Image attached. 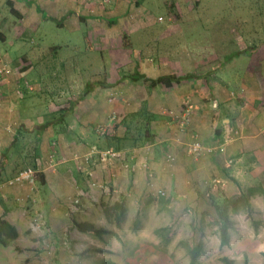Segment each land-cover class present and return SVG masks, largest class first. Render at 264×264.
<instances>
[{
  "label": "crops",
  "instance_id": "crops-1",
  "mask_svg": "<svg viewBox=\"0 0 264 264\" xmlns=\"http://www.w3.org/2000/svg\"><path fill=\"white\" fill-rule=\"evenodd\" d=\"M7 1L0 0V50L6 54L12 73L0 82V162L4 153L12 150L16 140L26 145L25 152L36 146L38 166L32 168L43 173V183H38L36 173L33 183L0 184V215L6 211L5 219L16 227L19 234L16 210L22 216L29 213L33 222L25 229L27 233L35 232L39 242H43L41 237L47 232L59 229L65 212L70 229H74L71 219H77L114 233L102 238L94 237L98 243L93 241L94 244L87 245L80 243L70 232V250L63 246L51 249L45 239V245L30 247L32 250L27 253L50 254L54 256L51 264H59L60 261L64 264H106L107 261L139 264L140 257L143 264L151 261L167 264L174 261L173 256L179 251L184 252L179 240L183 237L182 226L189 222L192 224L190 240L197 238L203 243L202 254L209 253L212 247H219L217 226L212 230L207 227L208 219L216 218L213 199L230 198L248 189L264 191V88L251 75L255 68L251 64L243 66V78L238 74L242 78L241 92L228 96V91L221 84L225 82L219 79L221 73L228 71L226 63L215 60L208 71L212 72L208 78L204 77V71L178 74L181 67L169 63L167 51L160 55L159 50H150L154 46L161 47L160 41L167 36L166 29L155 32L153 41L148 37L144 43L140 42L139 33H145L147 28L151 30L156 20L151 14H148L150 19H144L145 13L139 8L134 9L131 1L9 0L18 16L10 13ZM103 1H109L112 7H102ZM69 14L68 27L82 32L84 25L91 30L103 39L106 47L114 50L112 52L117 55L119 64L133 66L131 74L135 76L110 77L104 68L91 69L94 74L103 72L102 80L98 85H88L85 92L75 91L76 86H70V93L61 92L70 94L65 120L54 122L48 120V113L57 111L55 103L48 101L45 111L37 109L36 94L40 93L41 86L38 80L45 71L38 56L45 49L34 45L33 34L47 21L65 26L64 18ZM8 22L10 25H6ZM28 42L32 46L16 47ZM123 42L124 47L131 48L132 55L124 53L127 51ZM255 46L263 49L256 52L255 48L254 53H264V45ZM12 49L17 51L12 52ZM77 65H70V73H80ZM176 67L178 71L174 70ZM236 67L239 66L233 68ZM231 72L223 75L226 82L233 77ZM215 73H219L218 78ZM142 75L149 79L176 75L184 80L171 88L157 85L148 89L141 81ZM160 86L164 89H159ZM155 90H160L163 97ZM111 92L119 95L113 103L108 101ZM122 94H126L128 99L122 98ZM169 94H172L171 98L167 97ZM50 97L54 98V95ZM123 102H127L126 105ZM186 102L192 107V119L182 129L175 117L179 116ZM210 102L212 108L207 105ZM143 103L153 115L154 109L162 105L163 109L167 107V111L173 112L171 115L162 110L167 117L165 119L157 120L154 116L151 124L154 143L120 150L118 155L109 157L107 161H101L99 154L83 159L93 149L103 151L109 146L106 139L95 133V126L106 124L114 111L119 114L134 112ZM126 107L131 109L124 111ZM121 132L118 126L115 135ZM26 138L30 144L24 142ZM194 140L203 147L213 148V151L190 154L188 147ZM168 155L173 160L168 161ZM49 162H53L50 167ZM72 172L76 173L77 179L72 177ZM67 174L70 177H65ZM159 192L164 195H158ZM115 203H124L126 208L125 220L120 227L109 226L102 212V205ZM250 203L254 218L261 222V226L257 233L249 231L250 223L244 214H229L233 228L229 231V245L224 248L233 257L264 254V195L257 192ZM84 216L89 220H83ZM130 217L132 220L129 222ZM134 223L137 226L134 227ZM165 227L169 229L159 232ZM189 236L185 237L186 240ZM255 237L257 240L249 243ZM90 248L105 252L94 253L89 251ZM61 255L70 256V261L66 262Z\"/></svg>",
  "mask_w": 264,
  "mask_h": 264
},
{
  "label": "rangeland",
  "instance_id": "rangeland-1",
  "mask_svg": "<svg viewBox=\"0 0 264 264\" xmlns=\"http://www.w3.org/2000/svg\"><path fill=\"white\" fill-rule=\"evenodd\" d=\"M124 1H131L134 9L139 8L141 12H144V19H150L148 14H151L153 19L156 20L151 30L147 28L145 33H139L141 36L139 38L140 42L144 43L148 40V37H154L155 32L166 29L167 36L160 41L161 47L154 46L151 47L150 50H159L160 55L164 51H167L169 63L173 66L179 65L181 67L180 71H178L177 67L174 68L175 71H178V74L189 75L193 74V72L197 73L204 71L206 72L204 77L208 78L212 73H208V71H210V67L215 60H217V62L221 61L223 64L226 63V65H229L228 71L221 73L219 79L225 82L221 84L226 88L228 96H230V94L234 95L241 92L243 66L251 64L252 67L255 68L252 69L251 75L257 79L261 88H264V53H254V49L256 48L255 45H264V0H138V3L137 0ZM103 2L105 4L102 7L106 9L112 7L109 1L107 3L105 1ZM10 18H12L11 15ZM64 20H66V22L69 20L68 22L70 23V14L68 17L66 16ZM67 23H65V26H59L56 22L47 21L33 34L35 38L34 45H39L45 49V52L38 56L45 69V71L40 74L38 80L41 85L40 93L36 94L37 102L39 103L37 108L38 111H45V109L48 108V101L55 103L57 107L60 102L68 104L67 97H69L70 94L66 95L61 92L70 93V86H76L77 89L75 91L85 92L84 90L88 85H98L99 81L102 80L104 76L102 75L103 72L94 74L91 69L103 70L104 68L106 69L105 72L108 73L110 77L133 75L131 74V72H133V66L131 64L130 66L125 65L126 63L122 65L119 64L120 62L116 60L117 55L112 52L114 50L106 47L103 39L98 38L84 25L82 27V32H80L79 30H72L68 27L69 23ZM6 25H10V23L8 22ZM177 27H179L180 30H177ZM250 41H252L251 44H249ZM112 44L114 46V43ZM55 45H59L61 48L56 51L51 50V47ZM1 46L5 48V45L1 44ZM27 46H32V44L28 42V44L24 43L16 47H22L24 49ZM124 46L125 43L123 42V47ZM141 46L142 44L139 45V47ZM124 48L127 51L124 53L129 56L132 55V51H129L131 48ZM260 48L263 49V47L256 48V52ZM13 50L17 51V49H12V52ZM143 50L145 51L146 48ZM18 52H21V50H18ZM243 53L244 55L242 56ZM123 57L124 61H126V56L123 55ZM72 63L78 64L77 66H79L80 73H70V65H72ZM235 65L239 67L233 68ZM230 72L233 74V77L230 81L226 82L223 75H229ZM215 74L216 77L219 76V73ZM238 74L241 75L242 78H240ZM188 75H185V77ZM141 81L146 84L143 79H141ZM158 88L164 89L162 86ZM155 91L163 97V93L160 90ZM50 95H54V98H51ZM170 96H172V94H169L167 97ZM79 97L82 96L79 95ZM116 97L118 99L119 95L116 94ZM122 98L128 99L126 94H122ZM126 103L127 102H123L122 104L126 105ZM210 104L211 102L207 105L209 108H212ZM183 105L179 116L175 118L180 117L183 111H185ZM187 106L190 115H187L186 124L182 129L186 127L187 123L189 124L192 119V107L190 104L188 105V103ZM162 107L163 105L157 106V108L154 109V116H156L157 120L167 118L166 115L162 113V110L167 111L168 109L167 107L166 109ZM129 109L131 108L126 107L124 111H129ZM167 112L173 115L172 110ZM112 114L116 115L115 122H117L125 113L119 114L114 111ZM48 116V120H50L51 113H48ZM107 134L108 133L100 137L104 139ZM24 142L30 144L28 138H26ZM65 177H70V174L65 175ZM72 177L77 179L76 173L72 172ZM29 201L31 202V198ZM19 212L20 211L17 209L16 225L20 232L19 238L9 247L0 246V264H51V258L54 256L50 254L41 256L34 253H21L15 250V246L31 247L33 249L34 247L36 248V245H45L47 242L51 249L57 246H63L70 250V232L72 236L82 244L87 243V245H90L98 243L96 242L98 240L97 238L70 229L69 218L66 216L67 212H65L64 217L61 218L62 224L59 223V229L47 232L45 236L41 237L43 242L41 240L39 242L35 232L30 231L27 233V229H25L33 222V218L29 213L22 216ZM214 219L215 218L208 219L207 227L211 230L213 227L217 226V223H214ZM253 219H255L254 210ZM83 220H89V217H85ZM131 220L132 218L130 217L129 222ZM248 221L251 227L249 231H254L251 221ZM63 226L64 231L60 232ZM191 228L192 224L190 222L182 226L181 231L183 237L181 236L182 239L179 240V243L183 244L181 246L184 252L182 251L180 253L179 251V254L173 256L174 261H168L169 264H189L187 249L196 242L202 244L203 250V243L200 242L199 239L195 238V240H190L189 230ZM187 236H189V240H186L185 237ZM254 239L257 240L256 237L252 238L249 243L252 244ZM225 246L222 247L219 245V247H212L209 253L201 254L199 264H224L221 261L223 257L229 258L234 264H264V254L258 255V253H256L250 256L235 255L233 257L228 253V249L224 248ZM61 256L59 257L61 258ZM62 257L66 258V262L67 260L70 261V256ZM232 257L234 259H232ZM141 259L140 257V260H138L139 264H143ZM147 261H149V259ZM59 264L64 263L60 261ZM150 264L155 263L151 261Z\"/></svg>",
  "mask_w": 264,
  "mask_h": 264
},
{
  "label": "trees",
  "instance_id": "trees-1",
  "mask_svg": "<svg viewBox=\"0 0 264 264\" xmlns=\"http://www.w3.org/2000/svg\"><path fill=\"white\" fill-rule=\"evenodd\" d=\"M138 3V2H137ZM7 8L10 13L18 16V12L13 8L11 1H7ZM60 47H51V50L56 51ZM135 75H130L133 78ZM138 76V75H137ZM142 78L148 89L153 88L157 85H163L167 88H171L175 83H179L183 80L182 77L176 75H163L157 79H149L140 76ZM66 112V103L60 102L57 107V111L51 113V121H59L64 117ZM154 115L148 111L147 106L143 103L137 111L126 113L123 117L117 120L115 123L114 130L108 133L104 139L109 146L107 148H113L115 151H120L124 149L132 150L139 147H144L151 145L155 141V134L151 128ZM120 126L121 134L115 135L117 127ZM18 141H22L18 139ZM17 142V140H16ZM15 142V143H16ZM12 145V150H8L4 153L3 160L0 162V184L4 183L6 180L16 176L22 170L26 168H36L38 166V150L37 147H33L32 151L29 149L25 152L26 145H20L18 142ZM12 151V152H11ZM33 168V169H34ZM43 173H37V180L40 185L43 183ZM2 180H5L1 182ZM260 193L264 195V191H256L254 189H248L245 192H241L237 196H232L230 198L221 197L220 200L213 199L212 206L216 214L214 223H217V232L220 239V246L229 245V231L233 228V222L229 218V214H244L254 228V232L257 233L261 222L253 219V208L251 207L250 199L256 194ZM161 196V195H160ZM211 199V200H212ZM102 212L109 226L120 227L125 220L126 208L124 203H115L114 205H102ZM6 211L0 215V246L6 247L12 244L19 236L18 231L14 225L9 223L5 219ZM138 221L136 220L135 223ZM72 227L76 231L86 234L92 237L102 238L106 235L114 234L110 229L98 228L89 222H80L75 219H71ZM134 223V227L137 224ZM169 227L159 229V232L167 231ZM15 250L21 253L30 252L32 249L22 246H15ZM89 251L94 253H102L105 250L90 248ZM202 244L196 242L190 245L187 249V254L189 257V264H199L200 255L202 254ZM221 261L224 264H234L232 260L227 257H223ZM105 264V263H104ZM106 264H115L113 262L107 261Z\"/></svg>",
  "mask_w": 264,
  "mask_h": 264
},
{
  "label": "built area",
  "instance_id": "built-area-1",
  "mask_svg": "<svg viewBox=\"0 0 264 264\" xmlns=\"http://www.w3.org/2000/svg\"><path fill=\"white\" fill-rule=\"evenodd\" d=\"M12 73V68L10 67L8 63V58L6 54H4L3 51L0 50V82L7 79ZM29 90L32 88L27 86ZM117 99L116 92H111L108 96V101L110 103H113ZM187 104L184 103L183 108H185L183 111V114L180 115V117H177L176 120L178 122V125L180 128H182L187 121V115H190L188 112ZM190 107V106H189ZM115 121H116V115L112 114L108 122L106 124H100L95 127V133L99 136H104L106 133L112 132L115 127ZM188 125V123H187ZM202 151L211 152L213 151V148H206L203 147L198 141L194 140L188 147V152L190 154H200ZM99 154L101 161H107L109 157H114L118 155V152L115 151L113 148H107L103 151H99L97 149H93L88 155H85L83 159L88 160V158L91 155ZM168 161L173 160V157L171 155H168L167 157ZM231 161H228V164H230ZM53 162H49L48 166H52ZM36 173L37 171L33 168H26L22 170L20 173H18L16 176L6 180L4 183L6 185H14V184H21L24 181H28L30 183H33L36 179ZM158 195H164L163 192H159Z\"/></svg>",
  "mask_w": 264,
  "mask_h": 264
}]
</instances>
